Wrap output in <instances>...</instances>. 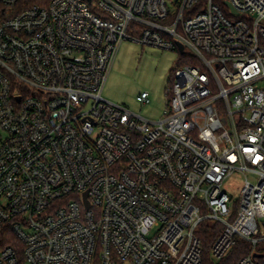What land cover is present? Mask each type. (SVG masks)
<instances>
[{"label":"built area","instance_id":"2783aa9c","mask_svg":"<svg viewBox=\"0 0 264 264\" xmlns=\"http://www.w3.org/2000/svg\"><path fill=\"white\" fill-rule=\"evenodd\" d=\"M221 4L0 0V264H203L210 221L264 264V0ZM126 39L191 55L160 121L104 98Z\"/></svg>","mask_w":264,"mask_h":264},{"label":"rangeland","instance_id":"374dc122","mask_svg":"<svg viewBox=\"0 0 264 264\" xmlns=\"http://www.w3.org/2000/svg\"><path fill=\"white\" fill-rule=\"evenodd\" d=\"M228 0H221L225 3ZM231 16L229 9H225ZM232 19H237L236 16ZM191 55L179 51L144 47L125 40L119 47L116 60L104 88V98L111 103L124 106L146 120L160 121L168 110V94L171 79L176 70L188 64ZM149 94V102L141 103L137 98ZM244 176L234 175L225 185L231 197L230 207L237 216L241 207V188ZM254 178H252L253 180ZM211 221L207 226H211ZM211 257V249L209 250Z\"/></svg>","mask_w":264,"mask_h":264},{"label":"trees","instance_id":"16d2710c","mask_svg":"<svg viewBox=\"0 0 264 264\" xmlns=\"http://www.w3.org/2000/svg\"><path fill=\"white\" fill-rule=\"evenodd\" d=\"M33 5L47 6L51 0H29ZM223 9H226L225 3L221 4ZM205 229L202 230L201 239L203 245V264H214L209 256V250L214 242L216 236H214L213 230L210 226L205 225ZM241 244L236 248V252L226 261L224 264H234L236 263L243 255L244 252L241 251Z\"/></svg>","mask_w":264,"mask_h":264},{"label":"water","instance_id":"95a60500","mask_svg":"<svg viewBox=\"0 0 264 264\" xmlns=\"http://www.w3.org/2000/svg\"><path fill=\"white\" fill-rule=\"evenodd\" d=\"M227 6L232 9V7H231V5L229 3L227 4ZM233 12L235 13L234 10H233ZM179 50H180L181 53H183V47L181 45H179Z\"/></svg>","mask_w":264,"mask_h":264}]
</instances>
